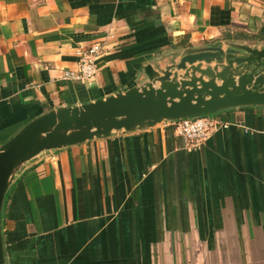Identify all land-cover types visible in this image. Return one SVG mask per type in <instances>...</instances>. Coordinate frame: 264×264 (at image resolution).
<instances>
[{
	"label": "crops",
	"instance_id": "1",
	"mask_svg": "<svg viewBox=\"0 0 264 264\" xmlns=\"http://www.w3.org/2000/svg\"><path fill=\"white\" fill-rule=\"evenodd\" d=\"M94 41V79L64 80ZM227 42H264V0H0V145L144 82L166 49ZM215 115L230 126L199 149L162 123L32 159L2 209L6 264H264V106Z\"/></svg>",
	"mask_w": 264,
	"mask_h": 264
},
{
	"label": "water",
	"instance_id": "2",
	"mask_svg": "<svg viewBox=\"0 0 264 264\" xmlns=\"http://www.w3.org/2000/svg\"><path fill=\"white\" fill-rule=\"evenodd\" d=\"M153 66L144 82L95 101L51 109L0 145V264H6L1 224L7 191L16 174L41 153L166 121L264 106V42L171 47L157 55Z\"/></svg>",
	"mask_w": 264,
	"mask_h": 264
},
{
	"label": "built area",
	"instance_id": "3",
	"mask_svg": "<svg viewBox=\"0 0 264 264\" xmlns=\"http://www.w3.org/2000/svg\"><path fill=\"white\" fill-rule=\"evenodd\" d=\"M105 45L94 41L77 48L78 63L72 70H64L62 78L78 84L90 83L98 72V62L104 54ZM172 132L183 139L186 149H199L214 133L227 129L230 123L215 114L198 115L178 121H166Z\"/></svg>",
	"mask_w": 264,
	"mask_h": 264
},
{
	"label": "trees",
	"instance_id": "4",
	"mask_svg": "<svg viewBox=\"0 0 264 264\" xmlns=\"http://www.w3.org/2000/svg\"><path fill=\"white\" fill-rule=\"evenodd\" d=\"M6 196H7V195H6ZM5 200H6V197H5ZM5 200H4V201H5Z\"/></svg>",
	"mask_w": 264,
	"mask_h": 264
}]
</instances>
